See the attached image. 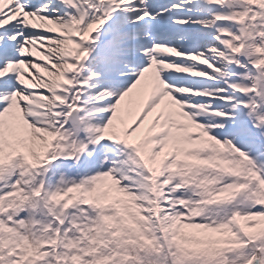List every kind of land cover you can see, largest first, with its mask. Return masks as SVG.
<instances>
[{
  "label": "snow or ice",
  "instance_id": "6c2138e0",
  "mask_svg": "<svg viewBox=\"0 0 264 264\" xmlns=\"http://www.w3.org/2000/svg\"><path fill=\"white\" fill-rule=\"evenodd\" d=\"M0 264H264V0H0Z\"/></svg>",
  "mask_w": 264,
  "mask_h": 264
}]
</instances>
